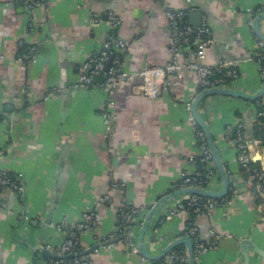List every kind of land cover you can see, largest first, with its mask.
<instances>
[{"label": "crops", "instance_id": "crops-1", "mask_svg": "<svg viewBox=\"0 0 264 264\" xmlns=\"http://www.w3.org/2000/svg\"><path fill=\"white\" fill-rule=\"evenodd\" d=\"M33 2L30 22L14 0H0V170L21 174L23 211L30 216L22 229L18 194L0 189V264H34V247L61 243V233L53 226L62 221L66 227L73 225L103 196L108 199L97 207L101 221L80 237V253L94 249L103 238L117 239L116 213L126 206L137 212L134 238L141 237L145 251L157 255L172 241L185 238L191 219L189 214L166 216L181 201L182 197L169 196H175L181 174L191 170L187 159L199 155L186 111L200 93L195 73L167 76L169 89L156 99L139 93L141 80L120 84L112 95L110 144L101 113L107 93L74 91L72 85L84 57L97 51L110 32L106 22L92 26V17L109 12L120 17L114 34L128 45L121 54L122 70L134 73L170 63L164 11L185 10L188 4L186 0ZM191 4L203 13L214 40L203 63L214 68L235 62L239 77L231 86L249 95L257 93L264 82L254 59L258 40L246 12L264 7V0H191ZM259 28L264 36V21ZM22 43L37 46L33 62L19 53ZM181 54V61L192 60L191 49L182 48ZM52 89L59 90L57 97L50 96ZM200 107L219 158L235 174L241 193L244 186L236 153L225 141L226 127L242 123L250 137L255 108L252 102L226 96L206 98ZM5 113L12 118L8 120ZM251 151L252 160L264 169V146ZM212 181L210 190L218 191L220 179L216 175ZM159 199L166 200L152 213ZM196 222L199 242H216V248L200 255L196 264H245L244 243L248 264H264V225L247 195L233 196ZM85 257L93 264H150L123 241L100 246Z\"/></svg>", "mask_w": 264, "mask_h": 264}, {"label": "built area", "instance_id": "built-area-1", "mask_svg": "<svg viewBox=\"0 0 264 264\" xmlns=\"http://www.w3.org/2000/svg\"><path fill=\"white\" fill-rule=\"evenodd\" d=\"M18 8L24 11V15L29 17L31 22L32 14L34 11L33 0H14ZM188 8L185 10L166 9L164 11V20L168 29L167 44L170 56V63L164 67H145L134 73H127L122 70L123 59L122 52L127 50V43L119 39L115 34V30L120 25V17L109 12L105 16H95L91 18V25L95 26L101 22H106L110 27L109 35L104 39L100 48L86 55L82 61L79 75L75 83L72 85L74 91L90 92L93 90L104 91L107 93L108 98L105 106L102 109V118L105 128V138L110 144L114 137V124L112 109L115 106L113 100L114 90L122 83L134 82L141 80L138 87L139 93L150 99L160 98L163 93L168 91L169 82L167 76L177 74L179 77L185 72H194L196 83L200 91H205L215 87H232L238 77L239 73L236 69L235 62H221L218 66L211 68L206 66L203 62L206 57V49L214 43L212 31L208 26L205 18H201L199 27H193L188 24V16L191 12H198V8L191 4V0H186ZM264 7H261L255 12L247 11L249 15L247 24L253 29V20L259 13L263 14ZM29 14V15H28ZM33 22V20H32ZM31 29V25H29ZM258 40V39H257ZM24 60L33 62L37 53V46L34 44H27ZM189 48L192 53V60L187 59L181 61V49ZM254 51V59L258 64V71L260 78L264 81V45L258 40ZM20 61L22 60L19 59ZM109 63V67L106 66ZM23 68V64H20ZM59 94L58 89L50 90V96L57 97ZM187 113L190 114V104L186 107ZM5 115L10 120L11 113ZM259 118V121L256 120ZM256 118L253 126H259L261 119L264 120V111L259 110L256 112ZM192 128L195 132V139L199 155L189 157L187 163L191 170L181 174L180 180L177 184L178 190H186L190 188L207 190L210 187L212 180L216 176V169L214 167L212 156L210 154L206 138L200 127L189 117ZM201 130H199V129ZM225 141L235 151L236 161L238 163L239 175L242 178L244 186L243 192H238L236 176L227 169L228 176V194L227 197L220 199H211L198 195H184L181 201H178L167 212L166 218L175 215L189 214L191 212V219L193 222L201 215L210 216L211 212L229 203L230 198L236 195H247L254 202L257 201V210L261 214L262 222L264 225V172H261L251 167L252 157L248 152L250 149L258 150L260 148L261 139L259 137L244 136V125L238 123L235 126L226 127ZM199 158V159H198ZM198 162L207 165L205 173L202 174L198 169ZM227 168V167H226ZM116 190L119 185H114ZM0 189L13 190L19 196L20 208L18 212L19 225L22 229H26L30 216L23 211V200H25L24 189L22 186L21 174H12L0 170ZM108 197L103 196L100 198L94 208L86 209L79 221L73 224L71 229L67 232L66 237L58 244L57 247L45 246L44 250L49 254L56 256L58 259H50L46 264H93L88 257L79 256L80 250L77 249L79 239L87 229L93 228L101 221V215L98 212V206L103 205ZM137 212L129 207H122L116 213V234L123 236L125 245L130 246L131 250L136 253L135 247L132 245L130 238L127 236V231L132 227L136 220ZM190 219V220H191ZM192 222V223H193ZM188 222L183 236L190 238L193 242V253L195 260L202 254L216 248V242L212 241L208 245L199 242V234L197 228ZM66 227L65 221L55 226L59 233L64 232ZM109 236L108 239H112ZM216 238V237H214ZM103 238L102 241L108 240ZM101 241V242H102ZM71 256L69 259L63 257ZM187 255L185 250L175 251L171 250L162 260L153 261L150 264H186Z\"/></svg>", "mask_w": 264, "mask_h": 264}, {"label": "water", "instance_id": "water-1", "mask_svg": "<svg viewBox=\"0 0 264 264\" xmlns=\"http://www.w3.org/2000/svg\"><path fill=\"white\" fill-rule=\"evenodd\" d=\"M203 16L202 12H191L188 16V24L193 26V27H199L201 24V18ZM264 21V13L260 15H256L254 20H253V32L255 37L263 43L264 45V36L260 32L259 28V22ZM108 62L106 69L109 67ZM264 82V81H263ZM212 96H226V97H233V98H238L242 99L244 101L248 102H253L259 98L262 99L264 102V84L261 86V89L252 95H249L245 92L239 91L233 87H215V88H210L205 91H200V93L191 101L190 103V116L194 120V122L200 127V129L203 131L204 136L207 141V145L210 151V154L212 156V161L214 164V167L216 169V175L220 179V188L218 191H212L210 188H207V190H201V189H195V188H190L186 190H178L175 192V196L170 195L169 198H175V197H183L184 195H198L202 197H207L211 199H220L228 194V176H227V168L224 163H222L221 159L219 158V155L217 153L216 146L214 144V140L212 137V133L210 131V128L208 127L207 123L204 121L200 114V106L204 102L206 98L212 97ZM213 181L211 182V184ZM56 192H59V188L56 189ZM25 196V193H24ZM173 196V197H172ZM58 196H55V202L57 201ZM166 200V199H165ZM165 200L159 199L155 204L151 207V212L155 213L156 210L164 203ZM50 221H52V218H50ZM55 225V224H52ZM73 225L70 223L67 225V227L64 230V233H62L60 236L62 237V240L66 237L67 232L71 229ZM55 227V226H53ZM142 232H145V228H142ZM127 236L130 238V241L132 245L136 249V253L140 258L143 260H146L148 262H155L162 260L173 248H175L178 245H183L184 250L186 251L187 255V263L186 264H196L195 262V257L193 253V242L190 238H177L176 240L172 241L166 248H164L162 251L159 252L157 255H150L145 251L144 247V242L143 239H135L134 238V233L132 232V227L127 231ZM61 240V241H62ZM123 236H118L117 239H110V240H105L102 241L101 243L97 244V246L94 247V249H90L86 252L79 253V256L84 257L87 254L91 253L93 250H96L100 246H106L113 244L118 241H122ZM99 245V246H98ZM45 246H50V247H57L58 245H40L37 247L33 248V261L34 264H46V260L48 259H58L56 256H53L49 253H45L46 251L44 250ZM127 246V245H126ZM247 243L242 244V250L244 252V257H245V264L249 263V256H248V250H247ZM128 249L131 250L130 246H127ZM132 251V250H131ZM133 252V251H132ZM257 254V250L255 251ZM69 257H71L69 255ZM64 257L63 259L69 258Z\"/></svg>", "mask_w": 264, "mask_h": 264}, {"label": "trees", "instance_id": "trees-1", "mask_svg": "<svg viewBox=\"0 0 264 264\" xmlns=\"http://www.w3.org/2000/svg\"><path fill=\"white\" fill-rule=\"evenodd\" d=\"M17 5V4H16ZM28 45L27 44H24V43H22V45H21V47H20V51H19V53H23V55H24V53H25V50H26V47H27ZM252 105L254 106V108H255V112H258L259 110H263L264 111V102L262 101V99H257V100H255V101H253L252 102ZM255 118H256V114H255ZM256 120H258L259 121V118H256ZM199 129V128H198ZM200 130V129H199ZM201 131V130H200ZM250 132H251V134H252V136L253 137H259L260 136V139H261V143H260V147H263L264 146V120L263 119H261V123L259 124V126H251V128H250ZM244 136H246V129L244 128ZM251 149H250V151L248 152L249 154H251ZM199 159V158H198ZM251 167L252 168H255V169H257V170H259V171H261V172H264V169L262 168V166L260 165V163H258L257 161H253L252 160V162H251ZM198 169H199V171H201L202 172V174H204L205 173V170L207 169V165H203V164H200L199 162H198ZM227 197V196H226ZM254 204H255V206L258 204V202L257 201H255L254 202ZM189 216L190 217H192V215H191V212H189ZM190 223H192L193 221H192V219L190 220V218H189V220H188ZM192 226H194V227H196L197 228V230L199 231V228H198V226H197V222L195 221V222H193L192 223ZM77 249H79V245H77ZM173 250H175V251H181V250H184V246L183 245H178V246H176L175 248H173ZM69 257V256H68ZM64 258V257H63ZM70 258V257H69ZM69 258H67V259H69ZM50 259H48L47 261H49Z\"/></svg>", "mask_w": 264, "mask_h": 264}]
</instances>
